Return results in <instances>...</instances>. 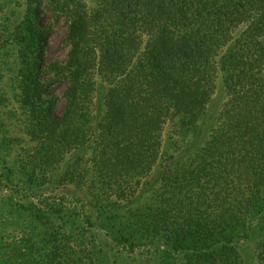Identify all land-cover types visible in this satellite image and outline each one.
I'll return each mask as SVG.
<instances>
[{
    "label": "trees",
    "instance_id": "trees-1",
    "mask_svg": "<svg viewBox=\"0 0 264 264\" xmlns=\"http://www.w3.org/2000/svg\"><path fill=\"white\" fill-rule=\"evenodd\" d=\"M52 3L67 17L70 51L64 63L46 68L42 58L34 57L33 43L30 61L28 51L21 53V102L32 113L30 138L80 147L95 137L93 164L107 192L132 197L137 186L151 190L158 185L149 224L163 233L173 251L185 254L186 264H243L240 245L254 227L259 233L255 259L264 264V202L260 207L257 203L260 196L264 198V0H127L126 10H142L143 19L154 21L155 44L148 62L138 64L145 76L108 93L107 115L97 132L87 108L80 106L88 97L86 83L92 69L82 48L88 34L85 4ZM37 16L30 7L23 18L28 37L37 34ZM24 40L17 37L16 42ZM115 54L120 55L117 47L108 51L111 59ZM44 69L67 84L65 109L59 117L54 115L56 100L45 95ZM217 75L228 97L224 114L232 118L221 135L230 142L214 141L208 147L211 151L226 144V151L215 150L209 163L208 156L201 157L199 165L179 175L168 164L154 180H143L157 166L167 120L176 119L183 133L196 139L193 148L201 147L210 120L206 105ZM119 134L122 139L116 137ZM222 157L224 164L219 163ZM177 181L182 183L175 185ZM185 187L181 196L177 191ZM94 194L90 195L97 200L99 195Z\"/></svg>",
    "mask_w": 264,
    "mask_h": 264
},
{
    "label": "rangeland",
    "instance_id": "rangeland-1",
    "mask_svg": "<svg viewBox=\"0 0 264 264\" xmlns=\"http://www.w3.org/2000/svg\"><path fill=\"white\" fill-rule=\"evenodd\" d=\"M82 1L88 24L82 48L92 69L86 83L88 97L80 106L87 108L96 131L98 124L105 122L110 90L142 78L138 64L150 58L155 23L152 18L143 19L142 10H126L127 0ZM30 7L38 13L35 38L27 36L23 24ZM67 27L66 15L57 12L52 0H0V264H186L185 254L173 251L163 233L149 224L153 191L158 185L151 190L145 187V191L137 186L132 197L107 192L93 164L95 137L80 147H60L52 141L34 142L30 138L32 113L21 102V53L28 51L30 61L33 43L37 50L34 57L42 58L45 68L64 63L70 51ZM17 37L24 38V43L18 44ZM113 47L120 55L111 59L108 51ZM56 77L44 69L45 95L56 100L54 115L59 117L65 109L67 84ZM213 88L206 105L210 120L206 121L201 147L193 148L196 139L183 133L176 119L167 120L157 166L143 180H154L156 172H163L168 164L179 175L183 169L199 165L201 157L208 156L209 163L216 157L215 150L226 151V144L211 151L208 147L214 141L230 142L221 134L232 120L224 114L228 97L220 75ZM116 137L122 139L123 135ZM219 163H225L223 157ZM179 183L182 181L175 185ZM94 191L99 195L97 200L90 195H95ZM185 191L186 187L177 192L182 196ZM263 202L260 196L258 207ZM258 237L254 227L249 239L241 242L243 264H258L254 250Z\"/></svg>",
    "mask_w": 264,
    "mask_h": 264
}]
</instances>
